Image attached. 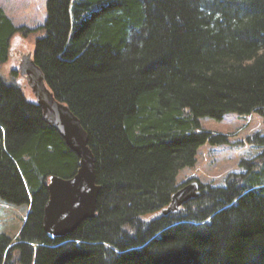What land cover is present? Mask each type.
I'll use <instances>...</instances> for the list:
<instances>
[{
    "label": "trees",
    "instance_id": "1",
    "mask_svg": "<svg viewBox=\"0 0 264 264\" xmlns=\"http://www.w3.org/2000/svg\"><path fill=\"white\" fill-rule=\"evenodd\" d=\"M45 8L31 30L0 6V69L15 34L35 35L33 61L87 133L100 190L93 218L62 238L45 232L48 178H71L78 158L0 72V199L28 206L17 236L0 234V264H264V130L246 137L259 152L222 186L177 182L203 145L230 144L199 119L255 114L264 127V0ZM193 181L199 196L166 213Z\"/></svg>",
    "mask_w": 264,
    "mask_h": 264
},
{
    "label": "water",
    "instance_id": "2",
    "mask_svg": "<svg viewBox=\"0 0 264 264\" xmlns=\"http://www.w3.org/2000/svg\"><path fill=\"white\" fill-rule=\"evenodd\" d=\"M17 72L31 88L43 121L58 133L78 158L77 171L71 178L54 175L48 178L43 228L48 235L62 238L95 215L100 186L95 183L94 156L79 119L67 105L55 99L43 73L33 61L32 53L21 57ZM198 196L199 185L196 181L178 188L171 196L166 213L178 211L183 204Z\"/></svg>",
    "mask_w": 264,
    "mask_h": 264
},
{
    "label": "rangeland",
    "instance_id": "3",
    "mask_svg": "<svg viewBox=\"0 0 264 264\" xmlns=\"http://www.w3.org/2000/svg\"><path fill=\"white\" fill-rule=\"evenodd\" d=\"M0 4L16 27L24 26L34 30L44 23L46 0H0ZM34 36L29 34L25 38L19 33L15 34L10 40L8 61L0 69L1 75L11 83L20 86L28 100L33 102H35V97L26 79L19 73L13 76L12 71L18 69L22 56L33 52ZM199 121L203 129L215 134L226 135L230 144L203 145L198 150L194 167L180 171L177 182L183 183L195 178L203 183L222 186L226 176L241 172L239 168L241 159L252 158L259 152L256 147L246 145L245 139L247 136L264 130L262 120L255 114L239 116L228 113L221 120L201 118ZM27 211V205L10 206L0 199V234L14 239L23 225Z\"/></svg>",
    "mask_w": 264,
    "mask_h": 264
},
{
    "label": "crops",
    "instance_id": "4",
    "mask_svg": "<svg viewBox=\"0 0 264 264\" xmlns=\"http://www.w3.org/2000/svg\"><path fill=\"white\" fill-rule=\"evenodd\" d=\"M0 6H1V4H0ZM2 7V6H1ZM2 9H3V7H2ZM4 10V9H3Z\"/></svg>",
    "mask_w": 264,
    "mask_h": 264
}]
</instances>
